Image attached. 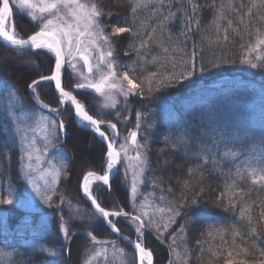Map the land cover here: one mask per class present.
Instances as JSON below:
<instances>
[{
	"label": "trees",
	"instance_id": "1",
	"mask_svg": "<svg viewBox=\"0 0 264 264\" xmlns=\"http://www.w3.org/2000/svg\"><path fill=\"white\" fill-rule=\"evenodd\" d=\"M194 2L200 6L195 14L188 0H172L170 10L175 13V18L166 23L162 33L158 27V20L163 17L153 15L155 5L138 13L137 23L143 22L148 25L146 31L157 27L156 37L146 54L147 60H151L152 56L166 55L161 50V43L169 48L171 55L177 60L181 56L188 59L193 51L196 53V70L192 77L174 83L148 96L147 99L130 97L128 101L131 109H138L147 114L138 132V138L142 143L147 137L149 166L144 180L156 182L155 188L164 194L168 206H179L184 203L181 200L184 180H189L196 185L195 190L188 193L189 197L196 195L201 187L204 188L203 194L199 196L200 207L197 219L187 226L185 233L177 231L184 223L183 218H177V224L164 232L163 236L158 237L154 229L146 228L143 242L145 247L153 253V264H170V262L179 264L172 257L171 248H176L182 253L187 248L189 250L188 264H209V261L211 264H223L222 260H214L208 252L210 247L217 248L223 242L218 236L215 239L208 237L205 230L213 224H222L227 227L233 222L231 218L239 215L238 210L235 213L225 211L217 205V196L224 191L226 183L230 184L235 180L237 187L242 188L246 193L245 202L249 204L256 202L253 204L254 223L259 219V208L256 205L264 206V188L252 185L247 177L237 178L229 158L215 165L210 160L208 164L194 171L191 176L188 173L189 168L195 169L201 164V160L195 157L199 146L196 138L200 134V129L205 131L214 129L224 134L223 139L213 136L216 140L215 145H212L211 139L208 140L218 161L221 154L228 148L234 145L246 146L247 137L253 135L259 137V134L264 131V69H253L239 62L242 51L240 45L246 44L250 39L249 35L243 32L244 25L240 24L239 18L244 15L245 23L250 20L255 21L256 17L264 14V9H254L252 17H248L245 13L252 0H233L238 11L232 12L225 9V16L231 19L234 25L240 26L243 38L229 29L228 40L224 41L223 32L217 34L213 20L221 3L227 5L228 0H215V4L213 0H194ZM96 3L105 13H112L110 17L105 15L100 20L101 24L106 26V32H110L111 25L119 19L123 17L130 19V5L127 0H96ZM167 3L168 0H165V5ZM181 3L184 5L183 8ZM241 3L245 7L240 8ZM168 11L169 9L165 7V15ZM196 20H199L198 27ZM186 21L191 25L190 30H186ZM14 22L17 30L24 37L37 30V26L25 15L19 14L16 9H14ZM220 23L222 27H227L225 20ZM255 26L264 28V24L260 23H256ZM249 31H252L251 27ZM112 43L116 51L118 70L122 72L125 70V65H130L137 60L136 52L128 48L130 43L128 34L113 37ZM173 48H181L182 52H174ZM141 55H145V52L142 51ZM53 62L54 58L50 53L41 50L17 53L0 42V83L5 87L14 86L26 108L37 107L30 97L31 92L27 90V86L36 77L49 74ZM160 63L165 64L167 70H172L170 63L163 60ZM13 64L18 65L19 71H15ZM159 66L160 64H146L143 66V72L144 74L156 72ZM201 67L203 71H200ZM136 69V74L140 75L139 63L136 64ZM76 83L74 75L65 68L62 71V85L66 90L73 91ZM37 92L43 103L59 110V117L65 124L66 132L59 138V144L66 151L65 162L68 167V176L61 178L53 203L60 204L61 195H64L66 199L59 208H49L42 202L39 207L29 205L28 190L19 172L18 143L11 139L10 134L0 132V193L6 195V190L14 187L17 197L23 202L22 207L14 203L4 206V210L0 211V249L12 252V256L0 261V264H46L51 260V256L40 251V246L44 245L54 250L62 244H64V247H61L62 254L54 264H82L91 244L87 236L88 232H92L98 238L113 237L111 230L82 197L80 190V180L84 173L90 170L100 173L104 170L106 148L93 133L75 123L71 106L67 103L62 106L59 103V94L52 82H42ZM73 94L97 119L112 120L113 123H117L121 138L135 128V112L123 111L122 98L118 97L121 100L118 110L121 112V117H128V119L117 122L115 112L104 110L103 115L98 114L97 106L101 100L92 90H75ZM1 101L0 106L3 105ZM148 123H153L155 127L147 128ZM183 128H187L193 138L192 147L187 152L179 146L174 150L164 140V136L169 134L175 139ZM104 130L107 131V129ZM209 134L212 135L211 132ZM229 172L232 175H229ZM169 186L172 188L171 192L168 190ZM92 192L106 209L118 210L117 206H119L134 214L129 206L128 190L120 175L116 174L111 179L110 190L97 182L93 185ZM21 193H23L22 196ZM76 209L79 210L78 213ZM61 215L65 221H68L70 240L62 238L59 228ZM114 219L121 232L130 238L135 236L127 220ZM237 226L242 234L247 236L246 222H240ZM202 232H205V235H201ZM173 234H175V244H172ZM260 234L264 237V229ZM197 240L202 242L201 245H197ZM225 240L228 245L231 244L230 234L225 235ZM114 241L119 242L122 248L130 253L129 257L135 258V253L128 245L119 239ZM252 242L249 240L246 246H251ZM237 243L241 241L237 239ZM223 246L227 247V245ZM201 247L205 249L203 254L200 251ZM260 247L264 248V243L260 244ZM27 256H31L30 261L24 259ZM258 256L259 253L256 252V256L251 257L248 264H259ZM127 262L133 264L131 259ZM135 264H137L136 259Z\"/></svg>",
	"mask_w": 264,
	"mask_h": 264
},
{
	"label": "snow or ice",
	"instance_id": "2",
	"mask_svg": "<svg viewBox=\"0 0 264 264\" xmlns=\"http://www.w3.org/2000/svg\"><path fill=\"white\" fill-rule=\"evenodd\" d=\"M127 2L130 5V19L127 17L119 19L111 25V31L106 32V26L102 25L100 20L105 15L110 17L112 13H105L96 3V0H0V41H3L6 46H10L17 53L41 50L54 56V69L51 70V75L40 76L39 80H33L28 85L37 105L48 110L57 118L59 117V110L50 108L48 104L43 103L37 92V88L42 82H54L55 89L59 94V103L62 106L66 103L70 104L81 124L92 129L107 142L106 167L103 174L88 171L83 176L82 191L94 206L95 212L110 227L111 231L122 236L134 247L136 257H129L123 248L116 246L115 241L100 239L92 232H88L87 236L90 238L91 244L82 264H117V262L118 264H126L129 259L133 260V264H135L136 258H138L139 264H153V253L145 247L143 242L146 228L154 229L158 237L163 236L164 232L177 224V218H183L184 223L180 225L177 231L185 233L187 226L193 224L197 219L200 207L199 196L204 192V188L201 187L196 195L189 197L188 193L194 191L196 185L189 180H184L181 188V200L184 203L179 206L161 207L153 204L147 196L137 206L136 201L142 195L140 189L149 166L147 137L143 143L138 138V132L142 128L147 114L138 109H131L128 103L129 98L144 97L147 99L148 96L160 92L174 83L192 77L196 70V53L193 51L188 59L181 56L177 60L175 56L171 55L169 48L161 43V50L166 55L163 57L152 56L151 60H147L146 54L156 37L157 27H152L151 31H146L148 25L143 22L137 23L138 13L155 5L153 15L163 17L158 20V27L162 33L166 23L175 18V13L170 10L172 0H168L167 5H165V0H127ZM213 3L215 4V0ZM188 4L191 6L193 14L200 7L194 0H188ZM165 7L169 9L166 15L164 13ZM181 7H184L183 3H181ZM243 7L245 6L241 3L240 8ZM14 9L19 14L26 15L37 26L38 30L26 37L22 36L14 22ZM225 9L232 12L238 11L233 0H228L227 5L221 3L213 20L217 34L223 32L222 39L227 41L228 31L231 29L235 35L243 38L240 26L234 25L231 19H227ZM254 9H264V0H252L245 15L252 17ZM239 19L240 24L244 25L243 32L250 37L246 44L240 45L242 51L239 62L253 69H264V28L255 26L256 23L264 24V14L256 17L255 21L250 20L248 23H245L244 15H241ZM222 20L226 21L227 27L221 26ZM186 24V30H190V23L186 21ZM196 25L199 26V20H196ZM250 27L252 31H249ZM123 34H128L130 37L128 48L136 52L137 60L130 65H125V70L121 72L118 70V61L112 40L113 37H119ZM142 51L145 52V55H141ZM172 51L182 52V49L173 48ZM161 60L170 63L172 70H167L165 64L160 63ZM137 63L141 65L140 75L136 74ZM146 64H160V66L158 71L144 74L143 66ZM66 67L71 69V73L80 81L74 85L73 91L92 90L100 98L101 103L97 106L98 114L103 115L104 110H113L117 122L127 120L128 117H121V112L118 110V105L121 104V100L118 99L120 97L123 99V111L135 112V128L129 130L127 135L121 138L117 130V123H113L112 120L97 119L91 115L85 104L77 99L73 91L66 90L62 85V71ZM203 70L201 67L200 71ZM0 99L4 101L3 105L0 106V132H4L6 135L10 134L11 139L18 143L20 152L18 157L19 172L23 175L26 184L31 187L32 192L39 197L44 205L49 208L61 207L66 197L60 196V204H54L53 197L56 195L61 178L68 176L67 163L61 159L58 166L49 160L48 167L44 168L42 161L50 149L58 148L56 142L59 141L60 134L65 130L64 121L44 114H35L34 118L30 120L28 113L31 110L19 111L25 108V105L14 86L5 87L0 83ZM153 127H155L153 123L147 124V128ZM210 132L212 135L209 134ZM199 133L196 138L199 146L195 157L201 160V164L197 165L195 169H188L190 176L194 171L208 164L210 160L215 165L228 158L234 160L243 152L245 159L240 162L243 167L238 166L234 175L239 179H244L246 176L252 185L264 188V131L259 134V137L255 135L247 137L246 146L234 145L232 148H228L221 154L219 161L212 151V145L216 144L213 136H219L223 139L225 138L224 134L214 129L208 131L200 129ZM37 136L42 141V147L38 145ZM209 139H211L212 145H209ZM164 140L174 150L179 146L184 148L186 152L192 147L193 142L187 128L181 129L180 135H177L175 139L169 134L164 136ZM59 154L62 157L65 156L62 151ZM120 164H124L125 180L131 174L129 206L136 212L135 215L119 206H117L118 210L106 209L98 202L92 192L93 185L97 182L108 186L110 190V175L119 170L118 165ZM229 175L232 173L229 172ZM153 186H156L155 181H153ZM168 190L172 191L171 186ZM6 191V195L0 193V211L4 210V206H10L14 203L23 206V202L17 197L14 187H9ZM22 195L23 193H21ZM245 195L244 190L237 187L235 180L230 184L226 183L224 191L217 196V205L225 211L235 213L238 210L239 215L232 217L233 222L229 223L227 227L222 224H213L205 230L208 237L215 239L218 236L223 242L217 248L210 247L208 249L211 257L214 260H222L223 264H248L249 259L256 256V252L259 253L257 257L259 264H264V248L260 247V244L264 243V237L260 234L261 230L264 229V206L256 205L259 208V219L254 223L253 204L256 202L254 201L253 204L246 203ZM159 199L163 201L165 197L161 195ZM75 211L78 213L79 210L76 209ZM156 216L160 217L159 222L153 218ZM114 218H124L130 222L136 233L134 241L121 233ZM59 219L60 231L65 240H70L68 221L64 220L63 215ZM240 222H246L248 225L247 236H244L237 226ZM205 232H202L201 235H205ZM226 234H230L232 238L230 245L225 240ZM237 239L241 243H237ZM249 240L253 242L251 246H246ZM175 243V234H173L172 244ZM196 243L201 245L202 242L197 240ZM109 245L111 247H108ZM223 245H227V247ZM39 250L51 257L58 255L56 251L44 245H41ZM200 251L203 254L205 249L201 247ZM171 255L179 264H188L189 250L187 248L184 249L183 253L176 248H171ZM11 256L12 252L0 249V261ZM24 259L30 261L31 256Z\"/></svg>",
	"mask_w": 264,
	"mask_h": 264
},
{
	"label": "rangeland",
	"instance_id": "3",
	"mask_svg": "<svg viewBox=\"0 0 264 264\" xmlns=\"http://www.w3.org/2000/svg\"><path fill=\"white\" fill-rule=\"evenodd\" d=\"M26 16V15H25ZM27 17V16H26ZM28 18V17H27ZM29 19V18H28ZM30 20V19H29ZM100 23H101V21H100ZM35 25V24H34ZM38 30V29H37ZM36 31V30H35ZM34 32V31H33ZM30 35V34H29ZM52 55V54H51ZM53 56V55H52ZM53 58H54V56H53ZM53 64H54V62H53ZM14 65V68H15V71H19V68L17 69V67H18V65L17 64H13ZM66 70L67 71H69L70 73H71V69H69V68H67L66 67ZM81 70H85V69H81ZM86 71V70H85ZM72 74V73H71ZM46 75H48V74H46ZM43 76H45V75H43ZM40 77V76H39ZM75 77V76H74ZM38 77H36L35 79H37ZM34 79V80H35ZM232 79V78H231ZM75 80L77 81V83L78 82H80L79 81V79H78V77H75ZM33 81V80H32ZM31 81V82H32ZM30 82V83H31ZM29 83V84H30ZM28 84V85H29ZM27 90L28 91H30L29 90V88H28V86H27ZM31 96L32 97H34L32 94H31ZM30 96V97H31ZM0 100H2V99H0ZM2 103H4V101L2 100L1 101ZM34 103V102H33ZM100 103H101V101H100ZM35 105V104H34ZM36 106V105H35ZM35 108V109H34ZM51 108V107H50ZM26 110H31V111H29V113H28V115H29V119L31 120V119H33L34 118V116H35V114H44V115H50V113L49 112H46L45 110H41V109H39L38 107H30V108H26V106H25V108H22V109H20L19 111H26ZM72 110V109H71ZM108 111H110V112H114L113 110H108ZM72 114H73V112H72ZM52 116V115H51ZM95 117V116H94ZM52 118H54L53 116H52ZM96 118V117H95ZM55 119V118H54ZM134 129V128H133ZM133 129H131V130H133ZM91 133H93L92 131H90ZM94 134V133H93ZM95 135V134H94ZM96 136V135H95ZM60 137H61V135H60ZM96 138L98 139V137L96 136ZM104 146H105V148H106V145L100 140V139H98ZM37 142H38V145L39 146H43V144H42V141L40 140V137L39 136H37ZM57 144H58V148H53V149H50L49 150V152L44 156V159H43V161H42V167H44V168H47L48 167V161L49 160H51L53 163H56L58 166H59V164H60V162H61V159H64L65 160V157H66V151L64 150V148L59 144L60 142L58 141V142H56ZM106 150H107V148H106ZM60 151H62L64 154H65V156H61L60 154H59V152ZM132 154H134V153H132ZM230 159V161H231V164H232V166H233V168H234V170L236 171V168L239 166V167H243V165L240 163L242 160H244L245 159V153H241V155H239L236 159H231V158H229ZM105 167H106V164H105ZM105 167H104V169H105ZM118 171H116V173L113 175V177L116 175V174H118V175H120V177L122 178V181H123V184H124V186H125V188L128 190V199H129V183H130V178H131V174H129V177H128V179L127 180H125L124 179V164H120L119 166H118ZM104 171V170H103ZM103 171L102 172H100L99 174H103ZM87 173V172H86ZM86 173H84V174H86ZM84 174L82 175V177L84 176ZM22 177H23V175H22ZM112 177V178H113ZM246 177V176H245ZM111 178V179H112ZM111 179H110V181H111ZM144 179V178H143ZM23 180H24V177H23ZM81 180H82V178H81ZM81 180H80V182H81ZM24 182H25V180H24ZM146 181L144 180V183H143V185L141 186V189H140V191H141V193H142V195H140L139 196V198L137 199V201H136V203H137V206H139L140 205V203H141V201L142 200H144V198H145V196H147L148 197V199L153 203V204H156V205H159V206H161V207H167L168 205H167V203H166V201H165V199L163 200V201H161L160 199H159V197L161 196V195H163L164 196V194L161 192V191H158L154 186H153V183H151V182H146ZM25 184H26V182H25ZM26 188H27V190H28V197H29V205H31V206H34V207H39L40 205H41V201H40V199H39V197H37L36 195H35V193L34 192H32V190H31V187L30 186H28L27 184H26ZM107 188H109V187H107ZM80 190H81V188H80ZM82 194V193H81ZM152 194H154V195H152ZM82 197H83V195H82ZM165 197V196H164ZM84 198V197H83ZM85 199V198H84ZM89 204V203H88ZM91 207V206H90ZM131 208V207H130ZM131 210H132V208H131ZM133 211V210H132ZM134 212V211H133ZM136 214V212H134V214L133 215H135ZM154 219H156L158 222H159V220H160V217L159 216H156V217H153ZM104 222V221H103ZM128 223H129V225H130V227H131V229H132V231L135 233V231H134V227L130 224V222L129 221H127ZM105 224V223H104ZM123 233V232H122ZM126 235V234H125ZM115 235L113 234V237H114ZM62 238H63V240H65V238H64V235H63V233H62ZM132 238H134V239H136V233H135V236L134 237H132ZM119 241H121L120 239H119ZM121 242H123V241H121ZM124 243V242H123ZM115 244H116V246L117 247H119V248H122V246H121V244L119 243V242H117V241H115ZM125 244V243H124ZM127 245V244H126ZM61 247L63 248L64 247V244H62L61 246H59V248H57V249H54V251H56L57 253H58V255L57 256H55V257H51V260L50 261H48L46 264H54V262H55V260L58 258V257H60L61 256V254H62V251H61ZM90 247V246H89ZM108 247H111L110 245L108 246ZM130 247V246H129ZM131 248V247H130ZM132 249V248H131ZM125 250V249H124ZM133 251V250H132ZM134 252V251H133ZM125 253H127L128 254V256H130V253L128 252V251H126L125 250ZM87 254H88V252H87ZM86 254V255H87ZM86 257V256H85ZM136 257V256H135ZM128 261V260H127ZM126 261V264H128V262ZM136 262H137V259H136ZM117 264H118V262H117ZM138 264H139V262H138Z\"/></svg>",
	"mask_w": 264,
	"mask_h": 264
},
{
	"label": "water",
	"instance_id": "4",
	"mask_svg": "<svg viewBox=\"0 0 264 264\" xmlns=\"http://www.w3.org/2000/svg\"><path fill=\"white\" fill-rule=\"evenodd\" d=\"M1 43H3V44H5L3 41H0ZM10 47V46H9ZM52 69H54V64H53V66H52ZM51 69V70H52ZM48 75H51V72L48 74ZM45 76H47V75H45ZM39 78L40 77H38L37 79H35V80H39ZM53 83V86H54V88H55V85H54V82H52ZM56 90V89H55ZM57 91V90H56ZM58 93V92H57ZM31 99H32V101L34 102V104L38 107V108H40L38 105H37V102H36V100H35V98L34 97H32L31 96ZM40 109H42V108H40ZM71 109H72V112H73V119H74V121H75V123L78 125V126H80V127H82V128H85V129H87V130H89V131H92L97 137H98V139H100L105 145H106V148H107V142L106 141H104L101 137H99L92 129H90V128H88V127H85V126H83L82 124H81V122L76 118V116H75V113H74V108L71 106ZM42 110H45V111H47V112H49L48 110H46V109H42ZM50 113V112H49ZM55 119H58V120H61L60 119V117H56L54 114H52V113H50ZM65 132H66V130H64V132L63 133H61L60 135L63 137V135L65 134ZM119 166V165H118ZM116 173V171H114L113 172V174H111L110 175V179L113 177V175ZM85 175V174H84ZM102 175V174H101ZM82 182H83V177H82V180H81V182H80V188H81V193H82V195H83V197L85 198V200L89 203V205L91 206V208L95 211V209H94V206L91 204V202L85 197V195H84V193H83V191H82V187H81V185H82ZM106 187H108V186H106ZM96 213V212H95ZM97 214V213H96ZM98 215V214H97ZM101 218V217H100ZM102 219V218H101ZM103 220V219H102ZM106 225V224H105ZM107 226V225H106ZM108 227V226H107ZM109 228V230H111L110 229V227H108ZM112 232V231H111ZM115 236L113 237V238H100V239H108V240H111V239H120L121 241H123L125 244H127L128 246H130L131 248H132V250L134 251V253H135V250H134V247L128 242V241H126V240H124L123 239V237L122 236H120V235H118V234H116V233H114V232H112ZM122 233V232H121ZM123 235L124 236H127V235H125L124 233H123ZM127 237H129V236H127ZM130 238V237H129ZM130 240H132V241H134L135 239L134 238H130ZM147 248V247H146ZM149 249V248H148ZM135 256H136V254H135ZM137 259V264H138V258H136Z\"/></svg>",
	"mask_w": 264,
	"mask_h": 264
}]
</instances>
